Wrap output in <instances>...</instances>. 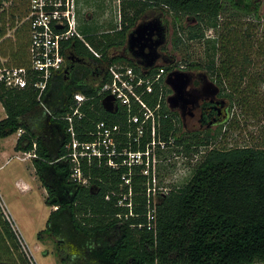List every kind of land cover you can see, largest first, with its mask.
Listing matches in <instances>:
<instances>
[{
    "label": "trees",
    "instance_id": "1",
    "mask_svg": "<svg viewBox=\"0 0 264 264\" xmlns=\"http://www.w3.org/2000/svg\"><path fill=\"white\" fill-rule=\"evenodd\" d=\"M4 1L10 0H0V6ZM247 1L121 0L120 25L104 31L79 29L100 58L75 37L64 44L66 64L51 78L40 99L39 90L32 85L24 90L0 88V102L6 111V118L0 121V139L22 130L15 151L36 154L32 159L35 175L46 191V205L52 208L46 227L37 238L40 242H54L59 264L264 263V145L211 147L229 122L213 132H186L179 113L167 104L173 92L165 75L154 84L153 94L144 95L152 108L158 102L162 105L157 137L169 147L174 141L175 150L186 156L197 155L198 147L210 150L196 163L186 183L169 187L170 191L155 204L149 203V177L143 174V166L130 172L126 166L114 169L95 159L83 165L88 184L74 181L73 164L67 157L70 124L64 119L72 111L74 95L82 93L88 101L83 109L86 118L75 125L80 139L93 140L100 121L119 125L125 132L134 130L128 123L127 109L119 105L115 114L104 109L102 101L107 94L100 95L99 89L107 81L103 74L111 64L131 67L141 77L154 75L160 69L166 74L175 70L167 55V65L145 70L127 48L128 35L139 23L164 14L197 20L195 25L181 27L183 35L189 41L206 40L210 47L206 72L232 104L244 103L249 92L242 89L246 76L244 71L237 74L233 68L239 61L238 55L246 63L250 61L245 52L246 42L240 43L236 33L221 34L220 19L229 12L228 4L237 9L232 12L235 15L243 6L250 8ZM17 3L22 0H14ZM26 16V10L18 11L15 6L12 11L0 13V20L13 27ZM207 30H215L217 36L206 39ZM15 35L18 51H12L10 56L17 66H26L28 24L18 28ZM183 41L182 36H177L174 44L179 47ZM228 81H233L231 87L225 85ZM151 140L147 131L141 145L131 141L134 149H143ZM123 141L129 142L127 137ZM123 177L130 179L131 185ZM130 191L132 195L128 196ZM21 246L13 222L0 209V264H35Z\"/></svg>",
    "mask_w": 264,
    "mask_h": 264
},
{
    "label": "rangeland",
    "instance_id": "2",
    "mask_svg": "<svg viewBox=\"0 0 264 264\" xmlns=\"http://www.w3.org/2000/svg\"><path fill=\"white\" fill-rule=\"evenodd\" d=\"M96 1V10L90 14L85 12L83 15L78 11V16L83 17L81 19L79 16L80 25L89 24L97 31L113 29L116 25H120L121 3L119 4L118 0ZM247 2L250 8L247 9L243 6L235 15L232 12H236L237 9L228 4L229 12L222 15L220 19L222 25L220 31L223 35H235L236 33L240 43L246 42L245 52L250 61L246 63L244 57L238 55L239 61L233 71L237 74L244 71L246 79L242 89L245 88L249 92L248 95H245L244 103L235 102L232 104L225 98L229 104V111L226 119L228 121L223 123L225 125L229 122V125L223 129L222 136L211 147L231 149L245 146L262 147L264 145V0H248ZM23 8L25 11L27 6L25 5ZM164 15L162 18L168 28V41L163 48V55L169 56L168 63L175 64L174 71L208 75L205 65L207 64L209 44L204 39L189 41L181 30V27L185 29L189 25H195L197 20L188 16L179 19L172 14ZM152 19L154 16L145 21ZM175 24L177 28H175ZM229 24L230 27H228ZM177 36H182L184 40L179 47L174 44ZM206 36V39L215 37L217 32L207 30ZM15 40H17L16 35H11L0 46V56L5 57L4 54H7L8 65H16L14 58L10 56L12 51L13 53L18 51ZM12 45H14V49L11 48ZM158 63V65L166 64L165 60H160ZM207 78L218 86L209 75ZM225 85L231 87L233 81H228ZM195 87H200L199 80L195 82ZM218 87L220 88V86ZM226 89L232 91L231 88ZM175 111L179 112V110ZM5 117L6 111L0 104V121ZM218 127L219 125L212 127V132L216 131ZM16 135H19V132ZM13 140L14 138L0 139V209L5 218L7 219L6 215H8L13 222L14 230L20 237L22 250L30 254L35 264H59L54 253V242L52 240L40 242L37 238L38 233L45 229L51 212V208L45 203L46 191L37 179L33 168H30L32 162L21 160V154L19 157L15 155L12 148ZM172 145L166 148L164 154L158 159V185L163 189L180 186L165 183L176 169L177 157L182 159L185 167L191 169L192 174L196 163L200 161L204 153L210 150V147H198L197 155L186 156L184 152L175 150L177 146L174 141H172ZM178 148L182 149V147ZM22 183H27L29 187H23Z\"/></svg>",
    "mask_w": 264,
    "mask_h": 264
},
{
    "label": "built area",
    "instance_id": "3",
    "mask_svg": "<svg viewBox=\"0 0 264 264\" xmlns=\"http://www.w3.org/2000/svg\"><path fill=\"white\" fill-rule=\"evenodd\" d=\"M118 3L120 4L121 0H118ZM14 5V0L4 1L0 6V13L12 11L15 6L18 11H23L26 5L27 16L17 21L13 27L0 20V46L14 35L18 28L28 24L30 31L28 64L8 65V59L0 56V88L24 90L32 85L39 90L40 99L51 78L66 64L64 44L75 37L82 40L96 57H101L89 46L78 29L77 0H22V3ZM164 76L165 79L168 76L164 69H160L154 75L141 77L131 67L120 64L108 65L103 74V78L106 77L107 81L104 80L105 82L101 84L99 94L113 96L118 107L120 105L127 109L128 123L130 128L134 127V130L125 132L119 125L100 121L91 141L80 139L75 130V125L86 118L83 109L88 98L82 93L74 95L75 103L71 108L72 111L64 117L70 124L71 140L67 146V157L73 164L74 181L87 185L88 179L84 176L83 165L91 164L96 159L99 162L105 161L106 165L114 169L126 166L130 172L134 167L143 166V174L149 177L147 183L149 203L153 201L156 204L168 193L158 185V159L169 147L166 141L157 137V129L161 126L162 105L158 102L152 108L144 98L146 94H153L154 84L160 82ZM147 131H150L152 140L147 142L143 149H134L131 140L138 146L141 145ZM22 133L23 131L20 130L19 136ZM124 137L129 140L126 144L123 141ZM21 155L20 159L24 161L36 157L34 151L22 152ZM123 179L127 185H131L130 179L126 177ZM131 195L130 191L128 196ZM151 214L152 212L149 214L150 218H152ZM6 216L10 219L8 215Z\"/></svg>",
    "mask_w": 264,
    "mask_h": 264
},
{
    "label": "water",
    "instance_id": "4",
    "mask_svg": "<svg viewBox=\"0 0 264 264\" xmlns=\"http://www.w3.org/2000/svg\"><path fill=\"white\" fill-rule=\"evenodd\" d=\"M168 28L162 17H156L149 21H143L128 35L127 48L132 56L138 60L139 65L145 70H151L158 66L164 55L160 48L166 46ZM192 83L191 74L183 71H173L168 74L166 84L171 88L172 94L167 102L171 110H179L185 115L190 113L196 105L194 91L189 87ZM212 89L213 95L219 93V88L213 83L207 84ZM104 109L111 113H117L119 107L115 104V98L106 96L102 101Z\"/></svg>",
    "mask_w": 264,
    "mask_h": 264
},
{
    "label": "flooded vegetation",
    "instance_id": "5",
    "mask_svg": "<svg viewBox=\"0 0 264 264\" xmlns=\"http://www.w3.org/2000/svg\"><path fill=\"white\" fill-rule=\"evenodd\" d=\"M164 47L160 48L162 53ZM129 55L133 57L130 52ZM187 73L192 76V83L189 90L194 91L197 102L190 113L183 115L181 111H177L180 115L183 129L188 133L206 132L212 127L220 126L223 122L228 121L226 119L229 111V100L227 99V101L225 99L226 97L223 95V91L221 92V88L211 82L207 78L208 75L202 76V73L197 75L190 72ZM198 80L200 81L199 88L195 87V82ZM209 83H213L219 88L217 95H213L212 89L207 87Z\"/></svg>",
    "mask_w": 264,
    "mask_h": 264
},
{
    "label": "crops",
    "instance_id": "6",
    "mask_svg": "<svg viewBox=\"0 0 264 264\" xmlns=\"http://www.w3.org/2000/svg\"><path fill=\"white\" fill-rule=\"evenodd\" d=\"M97 4V1L96 0H77V20H78V29H81L82 31L84 30H86L87 32H89V31H91V30H94L95 29V27H91L89 24H87V25H85L86 26V28L84 27V25H80V23H79V21H80V18L82 19L83 17L82 16H80V18H79V16H78V11H80L81 12V14H83V15H85V12H86V14H90V12H93L94 10H96V5ZM92 14V13H91ZM92 20V19H91ZM89 28V29H88ZM96 30V29H95ZM97 31V30H96ZM98 31H100V30H98ZM81 33V32H80ZM16 34V33H15ZM14 34V35H15ZM0 104H2L1 102H0ZM6 118V117H5ZM4 118V119H5ZM9 138H14V140H13V144H12V148H13V150H14V152H15V155L18 157L20 154H22V152H16L15 151V146H16V144H17V140H18V138H19V135H13V136H10ZM29 161H31L32 162V160H29ZM32 166V167H31ZM31 166H30V168H33V170H34V167H33V164H31ZM34 172H35V170H34ZM23 185V187H25V188H28L29 187V185L27 184V183H22ZM51 211H52V208H51ZM51 213V212H50Z\"/></svg>",
    "mask_w": 264,
    "mask_h": 264
},
{
    "label": "clouds",
    "instance_id": "7",
    "mask_svg": "<svg viewBox=\"0 0 264 264\" xmlns=\"http://www.w3.org/2000/svg\"><path fill=\"white\" fill-rule=\"evenodd\" d=\"M177 161L178 163L176 165L175 171L165 181V183L167 184L183 185L191 177V169L184 166L183 161L180 157H177ZM164 190L166 192L170 191V189H167V188Z\"/></svg>",
    "mask_w": 264,
    "mask_h": 264
}]
</instances>
